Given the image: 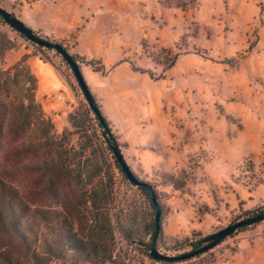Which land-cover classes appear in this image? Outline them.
Masks as SVG:
<instances>
[{
    "label": "rangeland",
    "instance_id": "1",
    "mask_svg": "<svg viewBox=\"0 0 264 264\" xmlns=\"http://www.w3.org/2000/svg\"><path fill=\"white\" fill-rule=\"evenodd\" d=\"M0 7L92 61L81 65L91 93L126 161L156 188L160 253L264 204V0H0ZM50 56L54 65L35 56L27 64L55 131H71L68 117L84 98ZM2 158L6 176L35 182L32 171ZM148 221L134 212L123 222L143 235ZM191 264H264V221Z\"/></svg>",
    "mask_w": 264,
    "mask_h": 264
},
{
    "label": "trees",
    "instance_id": "2",
    "mask_svg": "<svg viewBox=\"0 0 264 264\" xmlns=\"http://www.w3.org/2000/svg\"><path fill=\"white\" fill-rule=\"evenodd\" d=\"M25 42L30 52L22 48ZM13 54L17 57L10 61ZM50 54L72 73L84 98L68 117L71 131H55L27 64L35 56L54 65ZM83 63L92 61L0 7V152L2 161L32 171L35 181L20 183L6 176L8 168L0 163V264H191L264 221L262 204L241 212L218 232L194 234L160 253L163 216L156 188L126 161L85 81ZM89 121L94 129L86 125ZM134 212L149 219L143 235L123 222ZM225 229L230 231L217 238Z\"/></svg>",
    "mask_w": 264,
    "mask_h": 264
},
{
    "label": "water",
    "instance_id": "3",
    "mask_svg": "<svg viewBox=\"0 0 264 264\" xmlns=\"http://www.w3.org/2000/svg\"><path fill=\"white\" fill-rule=\"evenodd\" d=\"M63 53H64V50L63 49H60ZM228 231H230V230H223V231H221V232H219V234H218V236H217V238L218 237H220L221 235H223V234H225V233H227Z\"/></svg>",
    "mask_w": 264,
    "mask_h": 264
},
{
    "label": "crops",
    "instance_id": "4",
    "mask_svg": "<svg viewBox=\"0 0 264 264\" xmlns=\"http://www.w3.org/2000/svg\"><path fill=\"white\" fill-rule=\"evenodd\" d=\"M38 60H39V59H38ZM39 61H40V60H39ZM43 64H45V65H46L47 63H43Z\"/></svg>",
    "mask_w": 264,
    "mask_h": 264
}]
</instances>
